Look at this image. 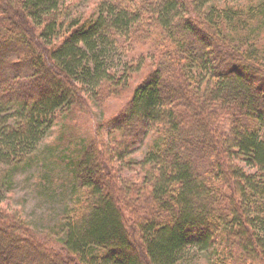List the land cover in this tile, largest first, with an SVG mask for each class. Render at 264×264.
Returning a JSON list of instances; mask_svg holds the SVG:
<instances>
[{
  "label": "trees",
  "instance_id": "trees-1",
  "mask_svg": "<svg viewBox=\"0 0 264 264\" xmlns=\"http://www.w3.org/2000/svg\"><path fill=\"white\" fill-rule=\"evenodd\" d=\"M96 1L0 0V264H264V0ZM52 134L40 233L6 183Z\"/></svg>",
  "mask_w": 264,
  "mask_h": 264
},
{
  "label": "rangeland",
  "instance_id": "rangeland-1",
  "mask_svg": "<svg viewBox=\"0 0 264 264\" xmlns=\"http://www.w3.org/2000/svg\"><path fill=\"white\" fill-rule=\"evenodd\" d=\"M77 1L80 2L74 6L72 17L80 14L88 15L93 11H95V15L97 14V8L94 7L96 0ZM118 42L123 47V50L126 49L127 42ZM124 53L125 56L118 51L114 53L117 64H121L123 59H132L131 51L127 50ZM147 72L148 70L145 69L141 72L144 74H137L132 80L133 84L141 81ZM124 97V95H120L119 99L108 100L106 103L112 104V107L115 108L117 105L123 104ZM126 97L128 98L129 95ZM54 136L55 134L45 137L39 150L36 151L35 162L21 166L25 168H19V170L15 171L12 180L6 183L13 190L7 196V202L13 208L19 209L40 233L50 231L66 205L74 201V198H72L74 191L71 181L72 174L68 169H64L63 166L57 164L61 163L59 156L56 155V151L59 150H53V146L50 144ZM52 177H55L56 184L51 181ZM48 188L50 191H48ZM126 215L129 219L132 218L129 208L126 211ZM180 264H209V261L206 252H196L190 260Z\"/></svg>",
  "mask_w": 264,
  "mask_h": 264
}]
</instances>
